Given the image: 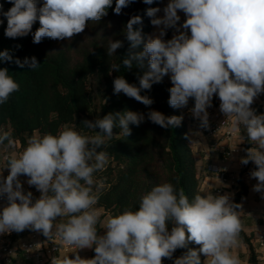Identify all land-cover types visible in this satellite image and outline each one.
Segmentation results:
<instances>
[{"label": "clouds", "instance_id": "9594fccd", "mask_svg": "<svg viewBox=\"0 0 264 264\" xmlns=\"http://www.w3.org/2000/svg\"><path fill=\"white\" fill-rule=\"evenodd\" d=\"M8 2L13 6L2 13L7 19L5 36H27L38 20L40 27L32 35L33 43L39 44L45 37L71 39L83 32L87 21H99L107 15L113 0H44L39 8L36 0ZM131 2L134 0H116L115 14H121ZM144 3L152 4L153 0ZM177 10L187 16L182 27L190 28V37L180 32L165 42L162 29L158 37H149L145 42L141 30L134 28L142 23L141 17L129 19L125 36L130 47L123 65L130 69L135 61L143 67L147 59L149 70L139 79V87L123 76L115 78L114 94L122 92L149 106L153 100L141 95V90L151 89L153 83L171 73L174 86L169 90L170 106L184 107L194 97L191 111L203 128L209 122L207 108L211 107L213 95L218 94L225 122L230 121L236 132L243 128L254 145L246 150L241 163L251 161L256 165L257 170L250 173L258 181L253 190L264 192V114L256 115L250 107L254 98L264 92V0H171L163 18H155L159 8H149L146 14L153 17L155 26L176 27L180 20ZM142 44V51H134ZM122 46V41L109 40L108 56ZM0 61L13 62L9 50L0 52ZM14 63L31 70L41 66L34 56L23 61L16 58ZM119 68V64H112L110 71ZM18 90L19 84L8 69H0V104ZM144 119V114L133 111L109 113L94 122H84L89 129H100L92 136L68 125L56 134L36 132L23 151L6 155L10 171L0 183V195H6L9 204L0 213V234L31 229L65 247L85 249L95 245L92 259L64 255L54 258L52 264H162V258L171 259L175 250L184 248L189 241L201 246L199 252L207 257L205 264H241L232 251L241 243L240 205L231 203L228 195L214 196L210 191L198 193L190 201L183 189L177 191L168 182L143 194L138 210L125 208L121 214L107 216L102 222L106 234L97 235L101 210L95 207L99 196L93 192V185L97 184L98 192L103 183L94 181L93 173L103 170L109 161L108 153L97 149L113 137L114 128L118 127L119 135L126 137L131 134L129 124L139 126ZM148 119L168 128L180 126L183 117H166L152 110ZM243 139L240 136L241 142ZM5 141L7 148H16L10 130L0 132V144ZM22 174L29 177V185L41 192L34 203L32 193L23 192L18 179ZM57 217L67 219L56 223ZM169 221L174 224L170 232ZM174 264H200V258L196 250H190Z\"/></svg>", "mask_w": 264, "mask_h": 264}, {"label": "trees", "instance_id": "16d2710c", "mask_svg": "<svg viewBox=\"0 0 264 264\" xmlns=\"http://www.w3.org/2000/svg\"><path fill=\"white\" fill-rule=\"evenodd\" d=\"M36 3L37 8L42 7L44 0H36ZM115 3L116 0H113L106 16L99 21H87L85 30L71 39L45 37L35 44L32 33L40 27L38 20L27 36H5L7 19L2 13L13 5L8 0H0V5H3L0 9V21H3L0 23V52L9 50L13 56V62L0 61V69L7 68L19 84V90L12 93L6 103L0 104V132L10 130L16 141L27 146V140L36 132L40 135L56 134L68 125L75 126V130L83 135L92 136L100 129L87 128L85 121L94 122L115 112L142 113L145 119L139 126L129 124L130 135H119L121 130L116 127L113 137L97 149L106 151L109 161L103 170L93 173V179L103 183L98 192L94 183L93 192L99 196L95 206L114 215L121 214L125 208L138 210L140 197L153 186L164 182L173 184L177 191L183 189L191 201L201 193L203 177L191 143L186 113L182 107L173 108L169 104V90L174 85L168 74L160 82L153 83L151 89L141 90V95L153 100L149 106L122 92L114 94L115 78L123 76L128 83L139 87V79L149 70L147 59L143 67H139L135 61L130 69L123 65L130 47L125 36L126 25L132 16L139 15L142 23L134 28L141 30L147 42L153 31V17L146 12L158 6L161 0H153L152 4L134 0L119 15L114 12ZM109 40L123 43L112 56L107 54ZM169 40L171 37L167 33L165 42ZM142 50L143 44L134 51ZM33 56L41 64L36 70L27 66L20 68L14 63L16 58L23 61ZM112 64H119V71H110ZM152 110L166 117L182 116V122L178 127H160L148 119V113ZM245 139L247 148V135ZM4 145H7V141ZM243 175L244 171L238 176L233 204L239 205L240 200L248 194ZM173 226L171 221L167 223L169 232ZM240 236L249 247V263L259 264L252 234L242 228ZM200 247L189 241L184 248L176 249L171 259L162 258V264H174L175 259L190 250H196L200 264H204L205 256L199 252Z\"/></svg>", "mask_w": 264, "mask_h": 264}, {"label": "crops", "instance_id": "0c3cea01", "mask_svg": "<svg viewBox=\"0 0 264 264\" xmlns=\"http://www.w3.org/2000/svg\"><path fill=\"white\" fill-rule=\"evenodd\" d=\"M171 2V0H161V3L155 8H159L160 11L156 13L155 18H163L165 13L164 9ZM177 15L180 17L176 27L164 28L163 25L155 26L153 25V31L149 37L155 38L160 35L163 29L165 35L169 33L171 39L174 36L184 32L187 36H191L190 28L184 29L182 27L183 23L186 21L187 16L182 10H177ZM179 29V31L177 30ZM165 35L162 39L165 41ZM171 80V73L168 74ZM253 103L256 104L258 108H264V92H261L254 98ZM221 101L216 98H212L211 107L207 108L209 118L219 119L224 116L220 110ZM195 105V98L190 97L186 106L182 107L185 111L191 135V143L196 152L199 170L202 173V185L201 194L210 191L214 196L228 195L230 197V202L232 203L235 192L238 189V176L242 171H244L243 179L248 185V194L244 196L240 202L239 212L242 213V225L243 229L248 234H252L253 241L256 245V237L264 231V192H257L253 190L255 183L258 181L250 176V173L256 169V165L249 161L247 165L241 163V159L245 158L247 155V149L254 147L253 144L249 142V146L245 148V135L246 132L241 129L240 132H235L232 138H225L223 136L217 137L206 132H202L197 129V123L200 120L194 118L192 109ZM240 136L244 139L241 142ZM232 146L239 147V150L233 153H229V148ZM211 165L218 166L223 172V176H219L216 171L209 169ZM20 177V176H19ZM18 177V178H19ZM7 207V205L0 203V210ZM232 251L239 257L241 264L249 263V247L241 240L240 246L232 249ZM79 254L83 259V252H72L69 258L74 259L75 255ZM22 259L21 254L17 260ZM207 257L205 256V261ZM259 264H264V261H259Z\"/></svg>", "mask_w": 264, "mask_h": 264}, {"label": "built area", "instance_id": "2783aa9c", "mask_svg": "<svg viewBox=\"0 0 264 264\" xmlns=\"http://www.w3.org/2000/svg\"><path fill=\"white\" fill-rule=\"evenodd\" d=\"M212 98L220 101L218 94H214ZM250 107L256 115L264 114V108H258L255 103H252ZM225 121V115L219 119L209 118L206 128L201 127L200 122H198L197 129L217 137L232 138L235 132L231 127V122ZM238 150L239 147L232 146L229 148V153ZM209 169L216 171L219 176L224 175V172L218 166L211 165ZM4 181L5 179H0V183ZM28 192L32 193L33 203L41 196V192L36 187L25 194ZM0 203L8 206L9 201L6 195H0ZM0 213H2V210H0ZM255 239L258 261H264V231ZM76 249L75 247L62 246L58 240H50L41 232L31 229L0 234V264H52L54 258L62 257ZM20 254L22 259L17 260Z\"/></svg>", "mask_w": 264, "mask_h": 264}, {"label": "rangeland", "instance_id": "374dc122", "mask_svg": "<svg viewBox=\"0 0 264 264\" xmlns=\"http://www.w3.org/2000/svg\"><path fill=\"white\" fill-rule=\"evenodd\" d=\"M96 85V84H95ZM40 134V133H39ZM16 141V140H15ZM17 142V146L16 148H7L6 145L1 144L0 145V179H5L7 178V176L9 175V169L6 167L7 166V162L5 161L4 157L6 155H10L12 152H21L23 151V149L26 147L25 145L21 144V142L16 141ZM19 181L21 182L22 185V189L23 192L26 193L29 190H32L33 188H35V186L29 185L27 183L29 177L25 176V175H20V177L18 178ZM95 181V179H94ZM94 187V185H93ZM96 207V206H95ZM98 209L101 210V222L97 224V235L98 236H102L106 234V229L102 228V222L105 220V218L109 215L111 216H116L114 214H112L111 212H104L103 209L96 207ZM61 219H67V218H60L57 217L56 223H58ZM95 245L92 248H85V249H76L72 252H83V259H92L95 257ZM71 252V253H72Z\"/></svg>", "mask_w": 264, "mask_h": 264}]
</instances>
